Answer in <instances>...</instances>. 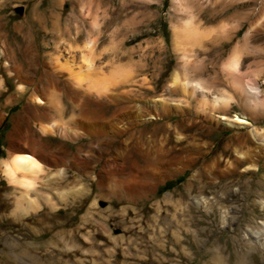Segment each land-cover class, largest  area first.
<instances>
[{"label":"rangeland","instance_id":"obj_1","mask_svg":"<svg viewBox=\"0 0 264 264\" xmlns=\"http://www.w3.org/2000/svg\"><path fill=\"white\" fill-rule=\"evenodd\" d=\"M192 22L206 40L224 27L221 59L216 48L203 55L183 46L190 62L199 55L210 71L219 59L227 66L224 87L211 90L230 97L222 114L166 89L181 65L174 33ZM234 73L264 76V0H0V192L23 190L3 167L22 150L43 165L32 181L36 211L19 226L5 218L2 256L28 242L19 249H30L34 264H264V85L250 91L263 103L249 108ZM69 82L101 100L96 139L67 124ZM42 109L50 120L38 118ZM63 150L76 160H60ZM139 153L163 156L159 183L130 171L131 159L144 162ZM245 153L257 156L245 161Z\"/></svg>","mask_w":264,"mask_h":264},{"label":"bare ground","instance_id":"obj_2","mask_svg":"<svg viewBox=\"0 0 264 264\" xmlns=\"http://www.w3.org/2000/svg\"><path fill=\"white\" fill-rule=\"evenodd\" d=\"M54 27H55V24H54L53 28ZM200 28H201L200 25H198L197 23L194 22L191 27L184 28L183 30L177 31V32L174 33V37H173L174 38L173 39L174 40V45H175L177 51L179 52V60L181 62V65H180L178 71H176L174 73L173 78L170 81V83L168 84L166 89L168 91H172L175 88H179V90L183 94H187V95L190 92L189 96L191 97V99H194L196 104L200 108L201 107H206L207 110L209 111L210 115L213 116L216 113L219 114L220 112H224V109H226L230 105V97H224V93L215 95V93L213 94L211 92L212 89L219 88V87H224V69L227 66L224 68V63H222V61L220 60L224 56V27H223V30L221 31V35L220 36H216V37H214L213 39H210V40H208V39L206 40L205 39L207 36H205L202 32L199 31ZM237 31L238 30H236L235 32H237ZM231 33H233V32H230V34L228 35L227 39H231L232 38L231 37ZM186 45L191 46V47L200 48V50H202V52L200 54H203V55H205L208 52L209 47L216 48L217 49L216 56L218 55L220 59L219 58H218L219 60L217 59L218 62H216V64L211 69L212 71H210V69L208 68V66L206 64L207 62H206L205 58L199 60L198 59L199 55L195 56V59L193 58L194 62H190L191 59L189 61L187 60V58H189V57L185 53L184 48H183V46H186ZM237 64H238L237 60L233 58V60H231V63L229 64L228 67L229 68H233L235 70V67L237 66ZM230 70L233 71L232 69H230ZM209 72H211V73H209ZM190 74H193L192 76H194V77H196V76L197 77L209 76V79L207 81H201V80H198V81L195 80L194 81V79H192V80L190 79V77H191ZM180 76H183V80L180 79ZM231 80H232L231 82H232V85H233L234 89L239 94L246 96L245 103H246L247 107L255 109V108L258 107L259 104L263 103V101L258 96L257 92H250V91H256L259 88L260 85H262V84L264 85V76H260V74H256L253 78L244 80V79H242L240 77H236V75L234 73V76L231 78ZM103 83H107V82L106 81H102V84ZM114 88H117V87H114ZM95 90H96V93H98V95H100L101 93H104V91L106 90V87H101V84L98 82V84L95 86ZM108 91H109V89H108ZM158 101L163 103V104L170 105V106L182 107V103L181 102L170 104L168 102V100H165V99H160ZM35 102L38 105L39 104H43V101L38 99V98L36 99ZM74 102H75V100L73 101V103ZM91 103H92V101H91ZM79 106L81 107L82 105H79ZM28 112H29V110H28ZM40 112H43V109ZM48 112H49V110H48ZM48 112H46V109H45V112H43L42 115L38 114V118H48L49 115H50V113H48ZM88 113L89 112H87V114ZM220 114H222V113H220ZM89 115H90V113H89ZM101 116H103V115L101 114ZM90 117H92V116H90ZM218 118L221 121L222 120L224 121V115H222V116L218 115ZM145 120H156V118L153 116V117L147 118ZM236 121H237V124H239V125L249 124V122L246 119H244L243 117H240V116H236ZM51 124L53 125V123H51ZM49 127H50V125H49ZM167 128L169 129L170 126H167ZM44 130L47 131L46 128L43 129V131ZM211 131H212L211 129L210 130L208 129L209 133ZM95 133H97V132L95 131ZM104 133H105V131H104ZM19 135H21V134L19 133ZM26 136H28V135H26ZM93 136H94V134H93ZM104 136H105V134H104ZM94 139H96V136H95ZM31 141H32V143L34 145H39L40 146V150L41 149H45L47 151L50 148L49 145L47 143H45L40 137L31 138ZM92 141H94V140H92ZM259 152H260V150H259ZM61 154H62V157L60 158V160H63V158L66 157V155H70V154H67L66 150H63ZM55 155H57V154H55ZM58 155H60V154H58ZM139 156L142 157L144 162L141 164V163H139L138 160H134V159L132 160L131 159L129 161V165H128L130 171L131 172L139 171L143 178H146V179H149V180H155L156 182L159 183L160 182V177L158 176L159 174L157 175V172L162 168L161 167V162H162L161 158H163V156L161 158H156L155 157V159L153 157H152L153 158L152 159L149 156L143 155L141 153H139ZM241 156L244 157L243 160L246 161L248 159L249 160L253 159V157H255L257 155L256 154L253 155L251 153H245V154H242ZM51 157H52V155H51ZM67 157L65 159L69 158V157L68 158ZM70 160H73V159H70ZM241 161L242 160H240L239 163H241ZM53 162H55V159H54ZM242 162H244V161H242ZM57 165H59V164H57ZM42 166L43 165H41L39 160H36L34 158V156L29 154L25 150H22L19 154H16L10 161L3 162V167H4L5 171H6V176H7V180L9 182V184L19 185L23 190H15V189H10L9 188L8 191H6L4 193L0 192V199H1L0 200V240H2V238L4 236V232L2 230H3L4 226L6 225L5 218L7 219L6 220L7 223L9 222L8 225H10L12 227L13 226H19L18 223H19L20 216H24V217L27 218L28 215L30 214V212L36 211L37 202H36V199L33 198V195H35V193L33 191V187H32L33 183H32V181H38L40 179V176L43 174ZM19 175H20V177H19ZM161 181H162V179H161ZM114 182L116 184H118L119 186H125V182L124 181L116 180ZM129 183H131V182H128V184ZM141 191L144 192V189H141ZM143 197L144 196L142 195V198ZM60 198L62 199L64 197L60 196ZM45 201H46V203L48 202L47 200H45ZM11 234H12V232H11ZM14 236H16V235H14ZM21 246L28 247L29 243L28 242H20V244L14 243V244H11L9 246L7 245V247H5V248H7L8 251L10 249H13L17 253L9 252V253H7L8 257H5V256H2L3 255L2 253L4 252L3 251L2 253H0V264H18L19 260H21V259L25 260L24 263L22 262L23 264H34V262H35L34 261L35 260L34 259V255L31 254L30 249L27 248L25 250H20L19 247H21ZM8 251L6 250V252H8ZM48 260H50V259H48Z\"/></svg>","mask_w":264,"mask_h":264},{"label":"crops","instance_id":"obj_3","mask_svg":"<svg viewBox=\"0 0 264 264\" xmlns=\"http://www.w3.org/2000/svg\"><path fill=\"white\" fill-rule=\"evenodd\" d=\"M62 87H63L62 88V98L66 100V102L62 103V104H63L64 110L66 109L69 112L67 117H66L68 126H72V127H75L77 129L81 130L82 133H84L83 134L84 136L90 137V136H93V134L95 136V125L94 124H95V122L101 120V113L100 112H101L102 103H101L100 98H98L95 94H91V95H87V96L81 94L79 91L72 88L71 82H69V84H67V85H65L63 83ZM57 97L58 96H56V92L52 91L50 94V103L52 106L55 105ZM74 100H75V102L73 103ZM91 101L93 104L91 103ZM79 105H82V106L80 107ZM87 112H89L90 115H89V113L87 114ZM90 116H92V117H90ZM79 118H81V119H79ZM91 122H92V125L90 124ZM67 154H68V152H67ZM67 156L69 157V155H66V157ZM66 157H64V158H66ZM69 159L76 160L75 157H71ZM82 167H84L83 163H79V161H78L76 168L80 169Z\"/></svg>","mask_w":264,"mask_h":264}]
</instances>
